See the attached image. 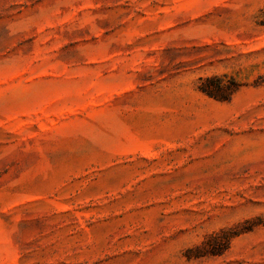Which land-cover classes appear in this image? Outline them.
Listing matches in <instances>:
<instances>
[{
	"label": "rangeland",
	"instance_id": "rangeland-1",
	"mask_svg": "<svg viewBox=\"0 0 264 264\" xmlns=\"http://www.w3.org/2000/svg\"><path fill=\"white\" fill-rule=\"evenodd\" d=\"M0 264H264V0H0Z\"/></svg>",
	"mask_w": 264,
	"mask_h": 264
},
{
	"label": "trees",
	"instance_id": "trees-1",
	"mask_svg": "<svg viewBox=\"0 0 264 264\" xmlns=\"http://www.w3.org/2000/svg\"><path fill=\"white\" fill-rule=\"evenodd\" d=\"M238 88L236 81L225 75L200 78L198 84L202 94L217 101H228Z\"/></svg>",
	"mask_w": 264,
	"mask_h": 264
}]
</instances>
